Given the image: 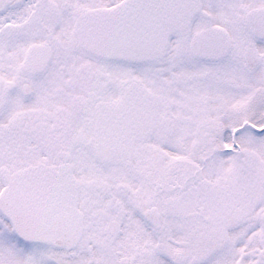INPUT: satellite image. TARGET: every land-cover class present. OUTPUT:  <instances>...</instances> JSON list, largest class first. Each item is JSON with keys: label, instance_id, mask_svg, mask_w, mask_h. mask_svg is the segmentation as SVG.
Listing matches in <instances>:
<instances>
[{"label": "snow or ice", "instance_id": "6c2138e0", "mask_svg": "<svg viewBox=\"0 0 264 264\" xmlns=\"http://www.w3.org/2000/svg\"><path fill=\"white\" fill-rule=\"evenodd\" d=\"M0 264H264V0H0Z\"/></svg>", "mask_w": 264, "mask_h": 264}]
</instances>
